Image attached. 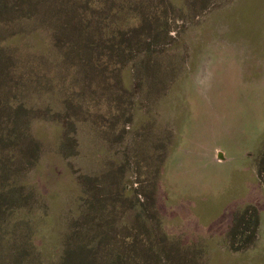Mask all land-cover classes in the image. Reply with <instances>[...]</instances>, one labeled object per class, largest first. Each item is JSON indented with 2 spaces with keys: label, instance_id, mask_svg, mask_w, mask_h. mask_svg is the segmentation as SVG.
<instances>
[{
  "label": "rangeland",
  "instance_id": "obj_1",
  "mask_svg": "<svg viewBox=\"0 0 264 264\" xmlns=\"http://www.w3.org/2000/svg\"><path fill=\"white\" fill-rule=\"evenodd\" d=\"M0 133V264H264V0H0Z\"/></svg>",
  "mask_w": 264,
  "mask_h": 264
},
{
  "label": "trees",
  "instance_id": "obj_2",
  "mask_svg": "<svg viewBox=\"0 0 264 264\" xmlns=\"http://www.w3.org/2000/svg\"><path fill=\"white\" fill-rule=\"evenodd\" d=\"M4 134L0 133V155L1 154V149L3 148V137ZM17 157V151L13 152V155ZM3 162V160H2ZM16 188L13 189H8V190H4V191H0V202H1V197L3 195H8L9 196V192L11 191V193H14V190ZM22 201V200H21ZM21 201L19 202L20 205L23 203H21ZM15 205L19 204L17 202H13ZM4 208V206H3ZM4 210L0 207V211ZM17 219V218H16ZM84 233H80V235L75 234V235H71L70 233L67 235L65 242H64V249L60 255L59 261H57V264H60L61 262L66 263L68 260L75 258V254L81 252L84 256H85V262L87 264H92L94 262L93 260V251L95 252L98 249V246L100 245V240L99 238H93L94 240L90 239L89 241L86 240V238H81L80 236L83 235ZM87 236V234H86ZM82 255V256H83ZM116 257V258H115ZM73 262H76V259L71 260ZM127 263V259L124 255V253H118L114 256V258H112L111 260V264H125ZM141 264V263H140Z\"/></svg>",
  "mask_w": 264,
  "mask_h": 264
}]
</instances>
